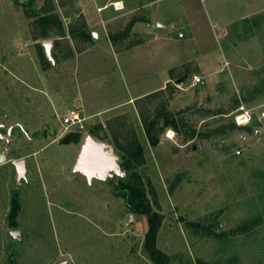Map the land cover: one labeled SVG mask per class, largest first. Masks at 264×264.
Here are the masks:
<instances>
[{"label":"rangeland","instance_id":"1","mask_svg":"<svg viewBox=\"0 0 264 264\" xmlns=\"http://www.w3.org/2000/svg\"><path fill=\"white\" fill-rule=\"evenodd\" d=\"M27 1L0 0V264L11 254L16 264H155L147 217L115 194L113 178L144 190L162 215L156 247L168 264H264V0H198L201 25L193 40L184 31L172 82L133 102L122 100L132 95V52H118L144 42L145 31H133L141 17L167 19L176 5ZM49 13L63 33L41 35L36 19ZM83 23L92 40L70 33ZM240 107L246 125L236 122ZM158 111L180 130L159 131L153 145L144 117ZM75 131L105 141L118 160L116 135L135 134L143 158L89 177L73 169L80 141L61 140Z\"/></svg>","mask_w":264,"mask_h":264},{"label":"crops","instance_id":"2","mask_svg":"<svg viewBox=\"0 0 264 264\" xmlns=\"http://www.w3.org/2000/svg\"><path fill=\"white\" fill-rule=\"evenodd\" d=\"M156 1L176 5L174 7L176 13L165 19L159 12H153L152 16L145 14L135 23L133 31L142 30L146 33L144 42L132 45V49L118 52L119 55L132 52V95L128 99H122L124 101L133 102L165 89L172 82L173 75L170 71L183 63V54L186 52L185 49L187 50L184 31H190L192 35L190 39L193 40L197 37L198 27L201 25L200 22L198 23L199 17L195 11L198 0L153 2ZM174 31L178 32L177 37ZM119 55L117 56L120 57Z\"/></svg>","mask_w":264,"mask_h":264},{"label":"trees","instance_id":"3","mask_svg":"<svg viewBox=\"0 0 264 264\" xmlns=\"http://www.w3.org/2000/svg\"><path fill=\"white\" fill-rule=\"evenodd\" d=\"M35 0H29L23 5L26 8H29ZM45 10V7L42 8ZM47 9V8H46ZM36 22L40 26V33L42 36L49 34L50 30L55 28L60 34L63 33L64 27L63 23L60 20L59 16L55 13L45 14L36 19ZM81 28V30H80ZM70 33L74 36L80 33L84 40H92V34L87 31L86 24L83 23L81 27H71ZM64 35V34H62ZM159 91H155L151 94L146 95L145 97L150 98L155 96ZM172 126L176 130H180L177 119L167 111H158L154 118L149 116L144 117V128L146 135L151 144L156 145L159 142V131L164 130L165 128ZM250 129V128H248ZM185 132H189L191 136H194L195 130L186 129ZM94 133V132H93ZM99 136V133H94ZM82 138V133L79 131L70 132L61 140L64 143L68 142H79ZM117 147L123 151L122 156L118 160L119 164L128 168L132 165L135 160L143 158V146L138 140L137 136H127V141L120 142L118 136L116 135ZM113 191L115 194L122 196L132 212H138L146 215L148 222V230L145 235V247L149 252L150 256L154 260L155 264H168L166 256H163L158 248L156 247V237L159 228L162 225V215L156 212L150 204L149 199L147 198L146 193L140 187L135 186L127 181L122 179H112ZM17 197L15 195L13 202L12 214L15 217L16 207H17ZM5 264H16L15 257L11 254L9 260ZM200 264H210L208 262H201Z\"/></svg>","mask_w":264,"mask_h":264},{"label":"water","instance_id":"4","mask_svg":"<svg viewBox=\"0 0 264 264\" xmlns=\"http://www.w3.org/2000/svg\"><path fill=\"white\" fill-rule=\"evenodd\" d=\"M94 37L96 32L93 31ZM49 40L45 41L48 46ZM184 79L180 78L176 81L177 85H183ZM3 159V155L0 154V161ZM18 163H22L18 161ZM109 167L113 170V173L118 169V157L113 153H108V144L92 136L89 133H85L79 144L78 152L74 161L73 169L81 170L91 176H106V168ZM111 174V176L113 175ZM131 215L128 216L130 218ZM60 264H65V260L60 261Z\"/></svg>","mask_w":264,"mask_h":264},{"label":"built area","instance_id":"5","mask_svg":"<svg viewBox=\"0 0 264 264\" xmlns=\"http://www.w3.org/2000/svg\"><path fill=\"white\" fill-rule=\"evenodd\" d=\"M192 80H193V83H195V84H199V83L204 82L203 78L198 74H193ZM247 117H248V120H247ZM263 118H264V112H263ZM235 119H236L237 124L246 125L247 123L250 122L249 110L245 109L244 107H240V112L235 116ZM245 119L247 121H245ZM241 120H243L242 123H241Z\"/></svg>","mask_w":264,"mask_h":264},{"label":"bare ground","instance_id":"6","mask_svg":"<svg viewBox=\"0 0 264 264\" xmlns=\"http://www.w3.org/2000/svg\"><path fill=\"white\" fill-rule=\"evenodd\" d=\"M120 4H121V2L118 3V5H120ZM118 8H120V7H118ZM247 120H248V117H247ZM247 120L245 119V121H247ZM242 121L243 120H241V123H242ZM168 136L173 137V131H170Z\"/></svg>","mask_w":264,"mask_h":264}]
</instances>
